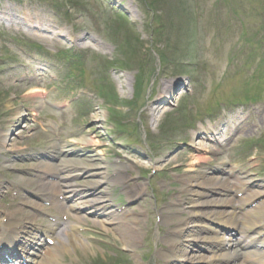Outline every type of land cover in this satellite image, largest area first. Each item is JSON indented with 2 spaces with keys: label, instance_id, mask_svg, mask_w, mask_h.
Returning a JSON list of instances; mask_svg holds the SVG:
<instances>
[{
  "label": "rangeland",
  "instance_id": "374dc122",
  "mask_svg": "<svg viewBox=\"0 0 264 264\" xmlns=\"http://www.w3.org/2000/svg\"><path fill=\"white\" fill-rule=\"evenodd\" d=\"M64 1L65 0H48V2L52 4V8L55 2L58 4H63ZM71 1L74 2L75 0H71ZM178 1H182V0H146L147 6L155 8V11H158L159 8L161 9V12L163 11V13H159L154 16L153 12L149 10L143 2L139 0H135V3L132 5V10L136 11L135 13H138V15L140 16V23H138V29L140 31L142 29H144V31H148L146 33H148L149 35V30L147 26H152V29L150 31L153 34L154 43H148V42L141 43L139 41L140 46L138 48L141 51L134 53L135 54L134 59L132 60L130 59L129 61L127 59L128 62H126V65L123 68L124 72L122 73H120L119 71H114L115 72L114 74L109 73L106 68V66L108 65V62L110 61L108 59H112L115 61L121 57V51L113 47L109 49L110 56L109 57L107 56L108 59H103L101 61H98L93 66V67H96L97 65H99L100 71H103L101 72L103 73V75L98 76L99 79L101 78L103 79L104 77H108L111 79V81L107 80V82L113 89L112 96H115V95L116 97L118 96V101L114 100V98H110V100L106 99L105 101L102 100V98L100 97L98 98V101L102 102L101 109H100L101 111L100 120L103 121L101 124H98V127H99L98 129H100L99 132H101V136H103L104 139H106L104 141V144L106 145L105 147L106 150L107 149L109 150L110 143L107 142V135H108V131L112 128V124L116 123V124L121 125L123 121L127 120L129 117L137 116L136 119L139 117L138 115L140 113H138V111H136L135 109L133 110V105L132 107H130L132 108V110L131 109L125 110L124 107L131 106V105H128V103H130L131 101L133 102L134 96L136 99V96H139V95L141 96V100H144V105H143L144 107L147 104L151 90L152 92H155L157 89L160 88V85L165 83L167 80H169L170 76L172 75L173 68L168 66L166 63L164 64L165 66L164 68L160 67L161 64L159 63V56H161L163 59L165 58L164 55H166L167 58L171 60L176 59V61L178 62L179 59H182V60H185L184 62H186V58H187L186 55L188 54V52L189 54L191 53V48L193 47L192 45L193 36H191V34L188 33L189 31L188 32L185 31V34L178 33V29L175 26V21L173 20V11H170L171 5L177 4ZM6 2H7L6 0L2 1V3H5V4ZM42 4L43 3L41 2V0L34 1V6L38 9L40 13H42V9L44 8V5ZM165 9H168V10H165ZM72 15H74V18H75L76 12H73ZM141 21L144 22V24H142ZM106 24L113 25L115 23L114 21L111 20V17H110L108 23ZM68 26H69V30L72 31L73 29L72 24L70 23L68 24ZM92 27H95L93 23L90 22L85 17H83L81 18L80 26L75 28L76 30L75 32L76 34L86 35L85 32H90L92 30ZM78 28H80V30H78ZM157 33L159 34L160 38H157ZM148 35L146 36L147 39L149 38ZM109 44H110L109 37L106 38V42L102 40L101 41V45H102L101 51L106 50L109 47ZM126 51H129V49L128 48L124 49L123 53ZM143 52H145V54H143ZM141 56H144L146 61L148 62V65L145 68L146 72H145L144 78L140 76L141 70H140V66H138L140 64ZM129 65L130 67H132L130 69L131 71L128 68ZM189 69H186L184 67L182 71H186L187 73ZM211 69L212 71H214V74H218L222 70L220 61H217L216 66L212 67ZM97 70H99V67L97 68ZM237 73H239V71ZM125 74H128L129 76L124 77ZM233 76H235L234 73H233ZM127 78H130V79H127ZM225 83H226L225 86L220 88L221 90L218 89V91L220 90V94L223 93L224 91L227 92V94H229V92L232 91V88H233L232 85H236V84L244 85V83H242V81L238 80L237 78L233 79L231 83H230V78L229 79L227 78L225 79ZM17 92L21 93L20 91H17ZM32 101L33 100H30L29 102H32ZM138 105H141V104L138 103ZM107 108L112 111L113 121L110 118L108 120V109ZM177 109H178V112H182L183 116H184L183 113L187 111V109L184 108L183 105H181L179 108L174 107V110L170 114H168L166 118L162 119L163 121L161 122V124L170 122V120H177V114H178ZM182 115H178V116L182 118L183 117ZM185 120H186L185 118L182 119V121H185ZM174 123L177 124V122H174ZM101 126H103L105 130L100 128ZM155 127H156V132L161 133L160 128H158L157 125H155ZM96 129L97 128L95 127L93 130H96ZM184 136H185L184 130L179 129V132H176L173 134L172 130L170 129L168 134L164 135L162 133L161 137L156 142L155 147H153V155H151V153L148 150L142 151L138 149L139 152L147 154L144 157V160L142 161L143 165L152 164L150 160L151 158L153 162L158 164V166H161V167H163V165L166 166L169 163L166 159L170 158L172 155L175 154V152H173V150L171 149L174 142L183 139ZM130 141H132L130 137L126 139L124 138L122 139V142L125 144V146L126 144H131ZM126 148H129V147L126 146ZM131 148L135 149V147H131ZM104 156L106 157L108 155L105 154ZM173 158H177V156L176 157L174 156ZM177 159L178 161L176 163L174 162L172 165H170V167L165 169V172L167 173H165L162 176V178H166V179L169 178L167 179V182L169 184H172L175 187L180 186V181L178 180V178H176V176L170 178L169 173L170 172L173 173V171H176L175 168H173L174 165L183 162L182 158L178 157ZM225 162L226 160H222L221 163H218V165H223L222 163H225ZM138 170L143 171L145 169H140L138 167ZM147 174L148 172L143 173L144 176H147ZM176 174H178V172ZM158 186L163 190V193H164L163 194L164 198L161 199L159 205L165 206V203H164L165 197L168 199L167 201L174 199L175 198L174 195L177 191V188L167 189L165 185H161V182ZM168 191L173 192V193L170 194L169 196H166ZM147 201H150V200H147ZM148 204L152 207L151 202H148ZM159 212H161L162 214V211H159ZM93 251L96 253L95 256L89 255L88 258H84V259H87V260L94 259L98 256L96 258V261L104 260V259L121 260L119 258H116L114 253L110 250H104L103 252H100L97 249H93ZM100 256H104V259Z\"/></svg>",
  "mask_w": 264,
  "mask_h": 264
},
{
  "label": "bare ground",
  "instance_id": "6f19581e",
  "mask_svg": "<svg viewBox=\"0 0 264 264\" xmlns=\"http://www.w3.org/2000/svg\"><path fill=\"white\" fill-rule=\"evenodd\" d=\"M15 17L12 18L13 20H16L17 22H20L22 20L21 17H19L17 14H13ZM92 143V141H85V145H89ZM4 144V142H3ZM197 145L200 146V148H206L202 143H198ZM201 152V150H200ZM96 161L98 163L91 164L88 161V158H83L82 160L73 161L72 159H69L66 161V166L63 169V171L68 170L72 168L77 173H80L81 175H84L86 178V175L89 174L91 171H97V170H104L107 171V176L104 178L106 181H103V183H100L102 181L98 182H92L90 183V186L105 183H114L117 176L122 175V170L118 167L115 170V173L111 174L107 166L108 163L104 160L98 159V155H96ZM207 161L206 157H201L196 159L195 161H190L189 165L187 166L188 169L186 170L187 173L194 172L191 167H199V164ZM184 167V164H181L179 168ZM99 173V176L101 172ZM105 175V174H104ZM79 176V175H78ZM202 179L203 183L195 182V178H193L186 174V176L183 177V180L187 183H190L186 185L182 189L181 194L178 197L177 200H173L168 203L166 211L162 214V221L167 224L166 226L169 227L167 230V234L165 235V240L168 241V245L161 244L162 250L159 254L160 257H163V259L166 261V264H172L175 260V255L177 253V250L181 248V237L186 232H192L193 235L191 236L194 239H191L195 242H199L201 240H206L207 236L212 235L214 232L218 233L219 231L223 230L225 232H228L227 226L231 228H237L239 223V215H237V212L234 211L233 213L230 211H219L218 208L224 207L229 205V203L224 199H211L212 194L217 195V193L220 194V190L224 188L226 191H228L227 187L228 180L225 181H218L216 178H213L212 176L205 175V177H199ZM193 184H192V183ZM74 187V185H73ZM79 191L78 194H86L91 197V201L87 202L89 203L93 210H95V214L97 217L103 215L102 211L106 210L108 207L100 202L101 199H99L97 196H94L90 191L86 190H76ZM181 191V190H179ZM262 193H258V195H253L251 199H247L246 201L253 200L258 196H261ZM191 196L192 199H188V197ZM110 203V201H107V205ZM234 205V204H233ZM109 206V205H108ZM236 206H233L232 208H235ZM75 208V207H73ZM79 209V208H78ZM117 211V210H116ZM181 212V213H180ZM264 212H262L260 209H257L255 212H253V215L257 218H260L261 221H254L253 223L250 221H247L245 226L243 227L246 231L245 234L249 233L250 231H256V233H261L260 223L264 221ZM106 217H110L105 222H102V225L104 224H113L117 225V230L120 232L121 237H123V240L121 241L122 245L127 249H136L139 244V232L138 225L140 224L139 220L131 219L132 222L129 225L124 224L121 222V216L116 213L114 210H110L108 215H105ZM229 218V219H228ZM137 221V222H134ZM112 222H115L112 223ZM137 223V224H136ZM242 228V230H243ZM243 234V235H245ZM202 235H205L203 238ZM67 234L65 235V237ZM202 237V238H201ZM164 238V237H162ZM68 240V241H67ZM220 238L217 237L215 241L209 242L208 245L210 247L208 248V251L213 252L210 254V256H203L202 254L198 253L201 247H193V253L188 254L187 250L184 251L182 257L183 261H180L181 264H199V263H207V264H228L234 260L233 255H227V253H220L219 255H216L217 250H224L228 245L226 243H223L222 245L215 246L219 244ZM68 243L70 245L68 248ZM206 244V243H205ZM58 248L53 249L49 254L52 256V259L54 261H57L59 257V253L65 254L69 252V249H72L75 247L76 249H79V251L82 253H88L91 252L90 246L83 244V242L79 241L78 237L74 234L69 235V237L66 240H59L58 241ZM243 245L238 244L236 245V248H239ZM233 247V245H232ZM196 248V249H195ZM206 249V247H205ZM181 250V249H180ZM219 252V251H218ZM82 253V254H83ZM258 261V260H257Z\"/></svg>",
  "mask_w": 264,
  "mask_h": 264
}]
</instances>
